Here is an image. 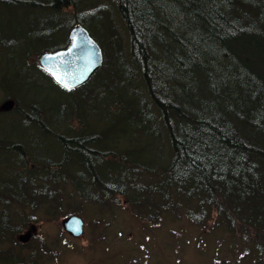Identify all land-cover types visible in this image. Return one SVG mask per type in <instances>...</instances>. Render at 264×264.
<instances>
[{
  "label": "trees",
  "instance_id": "obj_1",
  "mask_svg": "<svg viewBox=\"0 0 264 264\" xmlns=\"http://www.w3.org/2000/svg\"><path fill=\"white\" fill-rule=\"evenodd\" d=\"M112 1L129 33V57L119 42L120 57L104 52L89 81L73 90L61 86L75 93L71 109L63 108V133L51 128L61 121H49L46 109L21 93L25 79L10 66L25 64L29 76L48 77L31 54L52 50L43 45L60 33L66 36L60 47L67 46L72 26L94 16L82 19L78 0H0L19 19L20 11L26 18L37 9L52 16L19 39L0 41V91L15 99L12 110L26 126L51 139L45 152L41 142L34 150L0 139V151L16 155L14 165L1 161L0 242L36 225L41 208L54 220L84 203L108 209L124 200L152 224L185 217L222 227L264 264V0ZM97 92L99 107L114 117L98 130L79 115ZM26 98L29 110L20 106ZM75 116L76 130L69 126ZM16 206L23 214L12 216ZM34 255L28 262L4 256L3 264H35L41 255Z\"/></svg>",
  "mask_w": 264,
  "mask_h": 264
},
{
  "label": "rangeland",
  "instance_id": "obj_2",
  "mask_svg": "<svg viewBox=\"0 0 264 264\" xmlns=\"http://www.w3.org/2000/svg\"><path fill=\"white\" fill-rule=\"evenodd\" d=\"M105 6L111 13L102 8ZM77 9L82 14L85 13L82 19L90 17L88 12L94 16L93 21H87L86 28L92 37L102 45L105 55L120 57L121 52L118 50L117 44L120 42L124 47L125 43L127 58L124 60L127 61L130 50L129 33L119 13L115 11L113 1L78 0ZM71 10L74 11V9ZM18 13L17 10L0 8V41L19 39L18 35L25 34L31 26H40L45 20L52 21V16H48L41 9L34 10V13L29 14L26 18L23 17L24 12L20 11L22 17L19 19L16 17ZM112 39L115 42H111ZM69 40L66 44L69 43ZM65 42V34L60 33L55 41L43 46L54 47L52 50H55L62 48L60 46ZM40 47L39 45L35 46L37 49H41ZM30 57L31 63H37V66L41 67L37 54H31ZM119 60L121 61L123 58H119ZM10 69L22 73V77L25 79V81L21 80V85H18L21 93L31 100H36L35 102L41 108L44 107L49 121L51 119L53 122L61 121L59 125L51 124V128L55 132H66L68 130L66 128L67 121L64 120V117L65 114L66 117L68 114L67 112L63 113V108L71 109L68 104L73 100L75 93L63 89L53 80L46 78L45 74L37 72L39 78L34 75L33 77L29 76L25 64L16 68L14 63ZM97 97L98 92L97 95L84 100L81 104L82 112L79 113L83 121L87 123V126L85 124L84 126L88 128L93 125L96 126V130L106 126V121H114V117L108 116L107 110H102L99 107L100 100L97 101ZM8 98L7 94L0 91V107ZM27 101L26 98L25 103L20 105L23 110H29L30 101ZM16 111V109L0 110V139H6L7 143L15 140L17 143L22 141L29 148L34 146V150H40L37 142H41L39 145L41 150L48 151L51 147V139L41 136L37 128L26 126L23 116ZM100 118L104 120L101 121ZM79 122L80 120L75 116L69 125L70 128L78 129L81 126ZM95 122L98 124H94ZM150 157L154 159L156 155L152 156L151 154ZM15 159L14 151H0V171L2 170L1 161L6 163L11 161L12 164ZM18 168L15 167L13 171ZM3 175L7 174L3 173ZM69 192L70 188L66 191V200H69ZM66 210L67 208L64 209V211ZM19 213L23 214L21 208L13 207L12 216ZM75 214L85 220L84 234L78 238L63 230L61 226L63 217L53 220L45 215L43 208L39 209L34 213L38 219L37 224L24 233L25 235L16 233L12 236L10 234L0 242V264H3L4 256L8 258L20 257L21 260L25 258L28 262L36 253L41 257L36 260L35 264H255L253 259L246 254L245 246L240 239L222 227L212 228L211 222L199 226L182 217L175 220L165 218L158 225L152 224L140 219L124 200L119 204H113L108 209H103L92 203H84L82 210ZM17 225L15 220L13 226L17 228ZM18 236H20L19 241L33 243L22 245L18 240H15ZM57 238L58 244L56 245Z\"/></svg>",
  "mask_w": 264,
  "mask_h": 264
},
{
  "label": "water",
  "instance_id": "obj_3",
  "mask_svg": "<svg viewBox=\"0 0 264 264\" xmlns=\"http://www.w3.org/2000/svg\"><path fill=\"white\" fill-rule=\"evenodd\" d=\"M70 38L68 47L44 53L40 64L61 85L73 89L86 83L102 65L103 53L99 43L82 25L73 29ZM14 105V99H7L0 110H10ZM62 226L71 235L79 237L84 233L85 222L81 216L70 214L63 218Z\"/></svg>",
  "mask_w": 264,
  "mask_h": 264
},
{
  "label": "bare ground",
  "instance_id": "obj_4",
  "mask_svg": "<svg viewBox=\"0 0 264 264\" xmlns=\"http://www.w3.org/2000/svg\"><path fill=\"white\" fill-rule=\"evenodd\" d=\"M78 24L76 23L75 25L72 26V28L69 30V38H70V34L72 33L73 29L77 26ZM84 26V25H82ZM86 28V26H84ZM87 29V28H86ZM88 30V29H87ZM89 31V30H88ZM90 32V31H89ZM119 36V35H118ZM120 37V36H119ZM101 49H102V53L104 55V51H103V48H102V45L99 43ZM55 51H58V49H55V50H48V51H43L40 55H39V58L46 52H55ZM29 59L31 60V57H29ZM38 61L40 62V60L38 59ZM102 66V65H101ZM100 66V67H101ZM99 67V68H100ZM47 78L53 80L56 84L58 85H61L53 76H48Z\"/></svg>",
  "mask_w": 264,
  "mask_h": 264
},
{
  "label": "snow or ice",
  "instance_id": "obj_5",
  "mask_svg": "<svg viewBox=\"0 0 264 264\" xmlns=\"http://www.w3.org/2000/svg\"><path fill=\"white\" fill-rule=\"evenodd\" d=\"M66 86V85H65Z\"/></svg>",
  "mask_w": 264,
  "mask_h": 264
}]
</instances>
